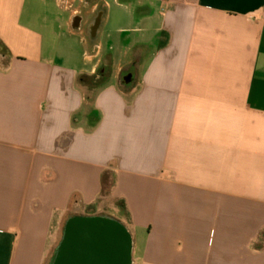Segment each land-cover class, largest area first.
<instances>
[{
  "label": "crops",
  "instance_id": "0c3cea01",
  "mask_svg": "<svg viewBox=\"0 0 264 264\" xmlns=\"http://www.w3.org/2000/svg\"><path fill=\"white\" fill-rule=\"evenodd\" d=\"M97 1L80 62L45 44L61 0H0V264H49L96 205L133 264H264V0H113L108 56Z\"/></svg>",
  "mask_w": 264,
  "mask_h": 264
},
{
  "label": "water",
  "instance_id": "95a60500",
  "mask_svg": "<svg viewBox=\"0 0 264 264\" xmlns=\"http://www.w3.org/2000/svg\"><path fill=\"white\" fill-rule=\"evenodd\" d=\"M102 17L99 14L90 26L92 41L98 38ZM132 256V236L122 222L105 215L72 216L51 264H133Z\"/></svg>",
  "mask_w": 264,
  "mask_h": 264
},
{
  "label": "rangeland",
  "instance_id": "374dc122",
  "mask_svg": "<svg viewBox=\"0 0 264 264\" xmlns=\"http://www.w3.org/2000/svg\"><path fill=\"white\" fill-rule=\"evenodd\" d=\"M62 1V10L55 11L53 8L46 9L49 12V15L52 16L51 21L47 24V26L42 22V31L45 35V44L47 46V50L54 49V48H61L65 51L67 46H72L76 50V54L78 55L77 60L80 59V62L85 61L86 55H91V46L93 42L90 39V26L95 19V16L92 15L91 10L93 5L98 4L99 1L93 3L92 5H88L86 0H61ZM111 2V11H110V21L104 25L103 27V41L105 42V47L103 48V55L108 56L109 50L106 46V40H114L115 42L120 41L121 37L118 34H114V28L117 27V21L120 16V12H118V7H116L117 3L113 0ZM73 11H78L82 17L85 19V24L83 30H74V19L70 20V14ZM80 16V17H81ZM57 20H54V19ZM126 48H116V51L113 53L114 61H115V68L113 73V79L118 76L117 73V66L119 63L124 60V53L120 50ZM66 52V51H65ZM129 57V56H128ZM79 58V59H78ZM62 62L65 64L67 63L68 56L64 54L62 57ZM60 63V62H58ZM121 204V203H120ZM106 210H109L111 215H117L112 211L107 204L104 207ZM111 210V211H110ZM89 214L93 213V216L98 215H108L106 213H102L98 211V206H93L89 210ZM115 217V216H114ZM125 223V222H124ZM127 229H130L127 225L124 224Z\"/></svg>",
  "mask_w": 264,
  "mask_h": 264
},
{
  "label": "trees",
  "instance_id": "16d2710c",
  "mask_svg": "<svg viewBox=\"0 0 264 264\" xmlns=\"http://www.w3.org/2000/svg\"><path fill=\"white\" fill-rule=\"evenodd\" d=\"M102 71L103 70H101L99 73H97L94 76H85V75L81 76L80 80L83 84L90 85L92 87H97L103 83V75H102L103 72ZM90 214L92 215L93 213H90ZM56 252H57V250L55 251L54 255L52 256L49 264H51L53 262V259L56 255Z\"/></svg>",
  "mask_w": 264,
  "mask_h": 264
},
{
  "label": "flooded vegetation",
  "instance_id": "af4514ba",
  "mask_svg": "<svg viewBox=\"0 0 264 264\" xmlns=\"http://www.w3.org/2000/svg\"><path fill=\"white\" fill-rule=\"evenodd\" d=\"M76 22H78V19L76 20Z\"/></svg>",
  "mask_w": 264,
  "mask_h": 264
}]
</instances>
